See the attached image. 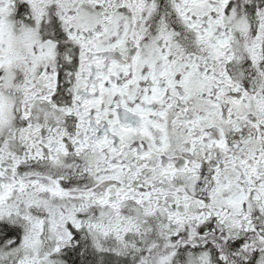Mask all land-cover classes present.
Segmentation results:
<instances>
[{"label": "snow or ice", "instance_id": "obj_1", "mask_svg": "<svg viewBox=\"0 0 264 264\" xmlns=\"http://www.w3.org/2000/svg\"><path fill=\"white\" fill-rule=\"evenodd\" d=\"M0 264H264V0H0Z\"/></svg>", "mask_w": 264, "mask_h": 264}]
</instances>
